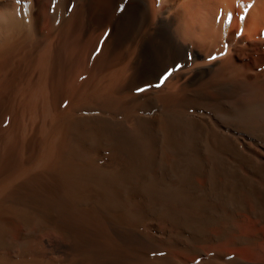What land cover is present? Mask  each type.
Masks as SVG:
<instances>
[{
	"label": "bare ground",
	"instance_id": "obj_1",
	"mask_svg": "<svg viewBox=\"0 0 264 264\" xmlns=\"http://www.w3.org/2000/svg\"><path fill=\"white\" fill-rule=\"evenodd\" d=\"M0 264H264V0H0Z\"/></svg>",
	"mask_w": 264,
	"mask_h": 264
},
{
	"label": "snow or ice",
	"instance_id": "obj_2",
	"mask_svg": "<svg viewBox=\"0 0 264 264\" xmlns=\"http://www.w3.org/2000/svg\"><path fill=\"white\" fill-rule=\"evenodd\" d=\"M18 2H19V0H18Z\"/></svg>",
	"mask_w": 264,
	"mask_h": 264
}]
</instances>
